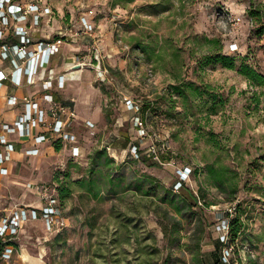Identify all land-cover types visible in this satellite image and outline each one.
I'll return each mask as SVG.
<instances>
[{"label":"rangeland","instance_id":"rangeland-1","mask_svg":"<svg viewBox=\"0 0 264 264\" xmlns=\"http://www.w3.org/2000/svg\"><path fill=\"white\" fill-rule=\"evenodd\" d=\"M36 4L40 23L34 14L29 22L39 41L61 39L72 56H86L88 65L72 89L80 116L70 127L82 157L60 146L20 166L14 179L21 184L0 185V208L9 209L39 201L28 190L32 180L70 187L63 199L69 225L49 230L31 224L35 244L27 245L33 254L40 257L46 247L50 264H217L218 227L223 218L240 214L246 227L235 242L238 257L244 264H264V85L241 73L246 63L264 74V0ZM47 7L51 13L44 12ZM86 17L94 26L90 32ZM234 43L239 50L232 51ZM219 53L234 56L236 67L209 62V55ZM175 84L202 94L180 96ZM127 95L142 106L139 114L129 109ZM138 115L150 135L141 161L131 156L139 142ZM86 119L97 125L88 126ZM168 135L176 154L165 153L166 164L150 165L149 147ZM174 159L194 168L186 189H175ZM167 213L181 222V240L173 246L159 224L160 218L169 221Z\"/></svg>","mask_w":264,"mask_h":264},{"label":"built area","instance_id":"built-area-1","mask_svg":"<svg viewBox=\"0 0 264 264\" xmlns=\"http://www.w3.org/2000/svg\"><path fill=\"white\" fill-rule=\"evenodd\" d=\"M45 13H51L52 9L47 7ZM32 14L35 16V24L40 23L41 8L36 3H31L28 7L17 4L14 0H0V45L3 48V57L11 58L14 70L12 73H6L0 69V93L6 81H12L16 85H22L24 79L28 78L30 82H35V77L39 75V71L45 68L51 62L52 56L60 52L63 45H60L62 40L55 41H34L31 37V29L27 26H17L14 30L15 36L20 41L16 43L6 42L7 30L12 26V21H29ZM85 24H89L90 32L94 26L89 23L87 17L84 18ZM27 45H38L35 50H29ZM232 51L239 50L237 43L232 44ZM74 66L78 68L85 67L87 57L80 54L73 56ZM99 72L105 76V71L100 69ZM66 75L58 77V85L64 87ZM104 79V78H103ZM55 79L51 78L45 82L47 90H52L55 86ZM47 100L51 103L50 111L43 108L39 102L32 101L29 97H25L26 111L21 114L14 124H5L3 126V134L0 136V179L9 175L10 169L8 164L13 160L14 152L17 150V145L8 137L9 134H17L19 136H31L32 129L40 125H46L49 132L54 136L60 137L67 145H71L72 155L74 157H82V147L77 134L70 131L71 126L77 114L75 111L67 109V107L59 104L53 94H46ZM129 109L135 110L138 114L142 110V106L134 101L130 96L124 98ZM18 98L12 96L9 103L16 105ZM53 118L49 122L48 116ZM136 125L139 127V142L131 148V156L137 161L143 160L144 152L141 149L142 144L149 138V132L146 129L145 121L142 116L138 115L135 119ZM87 125L95 127L96 123L87 121ZM52 137L47 134H40L35 137V142L40 144L50 140ZM153 161L160 164H166L164 157L165 153L176 154L170 139V135L165 137V141L156 139L148 149ZM40 152L39 148L30 149L29 153L36 155ZM175 166V174L177 182L175 189L186 187L191 181L194 174V168L190 165L180 164L177 160L171 161ZM34 193L39 197L40 206L33 205H18L15 206L9 213L0 217V252L5 260L10 261L13 254L17 251V244L20 239V233L27 223L41 220L49 230H60L69 225V218L65 208L61 202L59 195V185L53 183L31 184ZM200 201V200H199ZM202 204V201H200ZM237 206L231 209L233 212ZM231 219L230 217L223 218L222 224L219 225V240L222 243L221 259L224 264H241L243 259L238 257L237 245L231 241Z\"/></svg>","mask_w":264,"mask_h":264},{"label":"crops","instance_id":"crops-1","mask_svg":"<svg viewBox=\"0 0 264 264\" xmlns=\"http://www.w3.org/2000/svg\"><path fill=\"white\" fill-rule=\"evenodd\" d=\"M36 1L38 0H14L15 3L25 6L30 2L36 3ZM17 26L29 27L31 29V37L33 38V40L34 41L39 40V38L37 37L38 36L37 29L34 27L33 23L29 21L13 20L12 26L10 27L9 30H7V36L5 39L6 42L16 43L20 41V39L17 36H15L14 33V30L16 29ZM27 47L29 50H35L38 48V45H27ZM2 53H3V48L2 45H0V69L6 73H12L14 70L12 59L11 58L5 59ZM74 64L75 62L73 61V56L70 47H68L67 45H63L60 52L52 56L49 65L46 66L45 68L40 69L39 75L35 77V82H30L28 78L24 79L22 85H16L14 82L10 80L6 81L0 93V136L4 132L3 126L5 124L7 123L14 124V122L18 119V117L21 114L25 113L26 111L25 97H29L32 101L39 102L43 108H46L47 110L50 111L52 105L47 100L46 94H53L55 100L59 104L67 107V109L71 111L74 110L75 108L74 111L76 112L77 106L74 103L75 98H73L72 96L73 93L72 89L73 86H76L77 81L81 79L84 69L82 67L78 68L79 66H74ZM61 75H66V78L64 80L65 81L64 87H60L57 82L58 77ZM51 78L55 79L54 81L55 86L52 90H47L45 87V82H47L48 79ZM12 96H16L19 100L16 105H12L9 103V100ZM79 116L77 114L76 117L79 118ZM48 120L49 122H52L53 118L49 115ZM87 121H92V120H87ZM68 129L74 132L71 129V127H69ZM32 132L33 133L31 136H19L17 134L8 135V137L17 145V150L16 152H14L13 160L8 164V167L10 169L9 175L4 176L0 179V185L6 183L8 184L12 183L15 185L18 183L21 184L22 182L15 180L14 177L16 175V171L18 170V168L24 165L26 161L37 157H41L43 155H47L48 153H50V151H56L60 146H65L66 149L71 146L69 143L67 145L60 137L54 136L51 132H49L48 127H46V125H40L38 127H35L32 129ZM40 134H47L52 138L50 140L37 144L35 142V137ZM79 145L82 147V152H83V146L81 144ZM34 148H39L40 150V152L36 155H32L29 153V150ZM41 183H49V182L32 180L29 183H27L29 192L32 193L33 195H36L33 191L34 189L30 185L41 184ZM21 205L23 206L33 205L35 207L37 206L39 207L40 202L33 201ZM13 208L11 209L0 208V217L9 213ZM39 224H44V222L41 220H37L31 222L30 224H26V226L22 229L20 233V239H19L20 241L17 244V251L13 254V257L11 258L10 261L3 259L2 253L0 252V264H42L43 262H45V264H50L45 261V255L47 254L46 247L42 248V250L45 251L44 254L42 253L40 257H37V255L33 254L32 252L33 248H30L27 245L34 243L32 241L33 235L29 233L30 225L31 226L34 225L38 227Z\"/></svg>","mask_w":264,"mask_h":264},{"label":"trees","instance_id":"trees-1","mask_svg":"<svg viewBox=\"0 0 264 264\" xmlns=\"http://www.w3.org/2000/svg\"><path fill=\"white\" fill-rule=\"evenodd\" d=\"M252 15L253 16H260V14L258 13V11L256 9L252 10ZM212 42H219L217 39H213ZM207 59H209V62H220L222 63L224 66L226 67H230V68H235L236 67V60L234 56L228 55V54H224V53H219V54H215V55H209L207 57ZM241 73L244 74L245 76H247V78L251 81L252 84L254 85H264V74L259 72L255 67H253L250 64H243L242 65V69H241ZM173 90L179 94L180 96H184V97H188V96H192L195 94H202V91L200 88H197L195 91V93H193L194 89L192 91H189V85L186 86L185 84H175L172 85ZM151 103V102H150ZM152 105H155V103L153 102ZM155 108V107H154ZM153 108V109H154ZM99 153L101 154H107L106 150H101L99 151ZM150 165H159L158 162L156 161H152V163ZM213 172H215V168L213 167L212 169ZM69 178H70V174H68ZM227 170H222L219 172L218 174V178L221 181H224L227 178ZM185 189L187 188L184 187ZM59 195L61 198V202L63 204V199L68 196V194L70 193V187L67 186L65 188H59ZM238 189V184H236V189L234 191H236ZM188 190V189H187ZM190 192V195L192 196V198L195 200L196 204H199V200H200V195H196L194 193V191L188 190ZM241 207V204H239ZM64 206V204H63ZM238 205H237V209H239ZM228 215H230V212H227ZM166 219H168L169 221H166L165 219L160 218L159 219V224L161 225V227L163 228V232H164V237L167 240V246L171 245L173 246L174 244L178 243L181 240V232L179 231V226L181 225V222H179L177 220V218L175 216H170L169 213L166 214L165 216ZM245 227H246V223L244 222V220L242 219L241 215H237V217H234L231 220V241L232 242H236V240L243 234V232L245 231ZM221 243V241H220ZM222 244V243H221ZM222 249V248H221ZM220 249V252H221ZM238 251V250H237ZM168 260L167 262L165 261V264H168ZM202 264H205L203 262V260H201ZM217 264H224L222 259H221V254L219 255ZM244 264V263H241Z\"/></svg>","mask_w":264,"mask_h":264},{"label":"bare ground","instance_id":"bare-ground-1","mask_svg":"<svg viewBox=\"0 0 264 264\" xmlns=\"http://www.w3.org/2000/svg\"><path fill=\"white\" fill-rule=\"evenodd\" d=\"M26 256V255H25ZM29 256V255H28Z\"/></svg>","mask_w":264,"mask_h":264}]
</instances>
